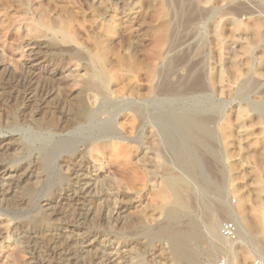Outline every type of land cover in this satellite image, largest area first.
<instances>
[{
    "label": "rangeland",
    "instance_id": "rangeland-1",
    "mask_svg": "<svg viewBox=\"0 0 264 264\" xmlns=\"http://www.w3.org/2000/svg\"><path fill=\"white\" fill-rule=\"evenodd\" d=\"M162 5L166 18L159 12ZM164 21L167 38L159 59L157 40ZM256 31L261 36L252 40ZM96 56L107 75L104 95L86 86ZM32 60L40 65L31 69ZM197 73L203 81L213 76L214 82L204 89L182 91ZM248 79L256 82L254 90L245 97L237 95L240 82ZM41 86L60 89L61 95L44 106ZM80 87L87 108L100 118L93 131L91 125L79 129L86 139L75 149L82 150L85 141L92 139L89 152L74 155L62 150L47 156L44 143L48 146L59 138L53 128L61 123L66 100ZM28 89L39 93L34 102L25 99ZM263 99L264 0H0V142L6 149L0 165L17 174L12 181L14 193L0 207V264L45 259L52 240L83 248L74 264L105 260L108 264H175L171 241L152 239L167 224L157 196L167 168L197 189L198 205H190L192 231L203 242L187 244L196 251L197 263L226 259L241 264L237 252L243 244L232 245L216 234L220 235L224 222H238L241 228L239 209L250 223L256 211L264 212V121L250 108ZM197 108L208 116L206 129L215 135L214 142L202 147L175 144L170 129L159 128L155 121L158 113L178 115ZM114 115L115 132L106 137L100 132ZM43 122L53 127L38 125ZM178 148L187 150L182 160L176 158ZM211 151L219 153L222 161H214L207 153ZM195 162L216 188L203 190L195 173L187 175V165ZM8 176L0 175V183L8 182ZM89 181L90 198L75 202L76 183ZM218 199L229 215L216 230L201 209L202 202L214 205ZM185 224L183 219L174 226L183 231ZM50 230L55 232L49 234ZM24 232L36 246L19 238ZM245 239L257 241L258 256L264 258V234ZM101 247L107 256L98 253Z\"/></svg>",
    "mask_w": 264,
    "mask_h": 264
},
{
    "label": "bare ground",
    "instance_id": "bare-ground-1",
    "mask_svg": "<svg viewBox=\"0 0 264 264\" xmlns=\"http://www.w3.org/2000/svg\"><path fill=\"white\" fill-rule=\"evenodd\" d=\"M163 1L164 0H160V2H162V3H163ZM164 8H165L164 5H162V8L159 9V12H161L163 15L165 14ZM238 13H240V11H237L235 15H237ZM164 18H166V16ZM236 22H235V27L237 28L238 27V24H237L238 22L237 23ZM167 25L168 24L165 21L163 22V24H161V28H160L161 34L159 35L158 40H157V58H159V59H161L162 56H163V52H162L163 51V45H164V43L166 41V38H167V27H168ZM215 27H216V25H215ZM259 33H260V35H259ZM214 36L218 38L219 37V34L217 32H214ZM253 36L254 37L252 38V40H254V39L256 40L259 36H261V31L260 32H258V31L254 32L253 33ZM259 39H262V38L260 37ZM245 53H246V51H245ZM247 59H245V61ZM32 62L33 63H30V68L31 69L37 68V66L40 65L39 63H34L35 60H32ZM243 62H244V60H243ZM101 63H102L101 58L98 57V56L94 57L91 60V64H90V67H89V77H90V81H88V83L86 84V86H87V88H89L91 90L92 89L95 90V92H98V94H100V95L103 94L104 95L105 94V91H107V82L108 81H107L106 72L104 70V66H102ZM37 70L39 71V69H37ZM253 73L254 74H257L258 73V68L257 67H254L253 68ZM33 74L34 73H32L31 75H33ZM35 75L37 76V74H35ZM199 75L197 73V75L193 76L192 79L189 82L190 85L182 86V89L181 90L183 91L186 87L188 89L190 88L192 90L193 89H200V87L203 88L205 85L206 86L210 85L212 83V81L214 82V77L213 76H209L205 81H203L202 78L200 77L201 75L200 76ZM238 77H240V76H236L235 78L238 79ZM49 80L52 81V78H50ZM218 81H220V80H218ZM20 84H22V82ZM238 87L239 88L236 91L238 93L237 95L242 96V97L243 96L245 97L246 93L249 94L250 92H252V90H254V88L256 87V82L254 80L248 79V80H245V81H241ZM39 88H40L39 89L40 90L39 92H40V95L42 97V100L41 101L43 102L42 105L44 104V106L48 105V103L51 102L54 99L55 96H57V95L60 96L61 95V92H62L60 89L59 90H53V89L50 90V88L48 89V88H46L44 86H41ZM27 91H29V92H27V94L25 96V99L28 102H32V101L34 102L35 101L34 99H36L35 97L39 94V93H37V89H33V90L28 89ZM168 91H171V89L168 90ZM189 91H191V90H189ZM228 92H229L230 95L232 94V92L230 90ZM233 95H234V93H233ZM235 95H236V93H235ZM69 97H68L69 99L66 100L65 109L62 111V113H60L61 114V117H60L61 123L59 125H55L54 128H53V130H55L54 134L56 136H59V138L58 139H55L54 141H52L51 145L48 144V146H47L44 143L45 150L46 151L48 150V152L46 153L47 156H51L55 152L62 151V150L68 151V152H70V154H74V155L76 153H77V155H79V154H85V153H88L89 152V148L92 145L93 140L90 139L88 141H85L86 144H84V148L82 150H77L76 151V149H75V146L79 142H82L84 140V138H85L84 137V133L83 132H80V130H79V129L82 130V128H80V127H84L85 125H91L90 126V132H91V130L93 131L94 128H95V126H97L99 124L98 123L99 122V119H100L99 118V114H98V112H92L91 110H89L87 108V106H86V104H85V102L83 100V89H82V87H80L79 89H77L76 91H74ZM40 103L37 102V104H40ZM248 105H250V104L248 103ZM251 106H253V108H255L252 111H256L258 113V115H261V118L264 121V99H263V101L261 103H253V105H250V108H251ZM200 109L197 108L194 111H191L190 110V111H186V112H183L181 114H178V115H174V114L173 115L172 114L165 115L163 113H158L155 116V121L158 124V127L159 128H161V127L164 128V126H165L166 128L168 127L170 129V134L173 136V137L172 136H170V137H171V139L173 140V142L175 144L181 145V147H182V145H184V143L187 144V142H191L192 145L195 144V146L197 145L199 147H202V146H205L209 142H214L212 140H215V135L213 134V132H210V131H208L206 129V123H207L208 116H206V115L204 116L202 114V111ZM36 112H38V107L35 108V113ZM143 112H144V110H143ZM118 113L119 112H117V114ZM142 115L140 113L138 115V117L142 118L144 116V115L143 116ZM115 117L116 116L114 115L111 118V120L108 121L106 124L104 122V127L103 128L101 127L102 130H101L100 133H104L105 134V135L103 134L104 136H106V135L109 136L111 133H114L115 132ZM38 125L39 126H44V127L48 128V129H50V127H53L52 125H50L47 122H43V123L38 124ZM169 129H168V131H169ZM68 131H69V133H67ZM92 134H93V132H92ZM2 146H3L2 145V142H0V156L3 153L6 152V149L2 148ZM186 151L187 150L186 149L184 150V148H178L176 150V152H175L176 158L177 159L181 158L179 160H182L186 155H188ZM207 153H208L209 156L212 157V159L214 161H220L221 160V156L219 155V153H215V151L214 152L211 151V152H207ZM141 155H142V153H141ZM148 158L150 159V157H148ZM4 169L5 168H2L1 165H0V175L3 176V177L6 176V175H9V176L7 177L8 182H6L5 184L4 183L3 184L0 183V207H2L4 205L5 197L8 194H10L11 192H12V194L14 193V191H13V188L14 187L12 188V185H13L14 182H12V181H13V179H16V176H17V174H12V173H15L14 171L13 172L12 171L9 172L8 169H5V170ZM164 169H166V168H164ZM166 171H167V174L165 176L164 181L163 182L161 181L162 182V186L160 187V189H158L159 191L157 192V196H158V198L160 199V201L163 204V206L161 207L160 211H161V213L165 214V217H166V220H167L166 221L167 224L164 227L160 228L157 232L153 233L152 234V239H158V238L161 239V238L164 237V238H168L171 241L170 248H171V251H172V256L174 258L175 264H198L197 263L198 261L196 260L197 259L196 258L197 255H195V252L196 251L193 252L187 246V244H188L189 241L199 242L202 239L200 235L196 234L195 231L194 232L192 231V228H195L194 227L195 226V222H194V219H193L192 214L190 212V210L192 209L191 207L193 205H195V204L198 205L197 204L198 203L197 201L199 199H197V195L195 193V191L197 189L194 191V189L191 187L190 183L185 178H183L182 176H179L177 173L175 174L174 172L170 171L168 168L166 169ZM186 171H187V175L189 174V177H191L190 175H192L193 173L196 174V176L198 178L197 180L203 186V190L204 189L205 190L206 189L207 190H210V189H214V188L217 187V186L214 187L215 184L213 185V183H211V181L208 180L205 171L196 162L193 163V164H191V165H187ZM218 171H219V174L222 173L221 169H218ZM36 172H37V170H36ZM73 173H75V172H73ZM75 177H77V176H75ZM78 181H82L83 182V179H81V177H79ZM102 183H103V181H102ZM75 186L76 187H75L74 192H73V198L76 200L75 202H78L81 199H83V201H85V200H87V198H90V197H88L90 195V192H91L90 191V188H91V182L90 181L89 182H84V183H81V184L76 183ZM104 187H106V186H104ZM104 189L105 188L100 189V190H104ZM98 192H100V191H98ZM103 192L105 193V190ZM216 192H218V191H216ZM10 197H11V195H10ZM191 198L193 200L192 202H190L191 201ZM99 199L100 200L104 199V196L101 195ZM203 201H205V200H203ZM8 203H9V201H8ZM191 203H192V206H190ZM80 204H81V202H80ZM200 204H201V202H200ZM202 204H203V206H202V209H201L202 210L201 213L205 217V220L209 224H211V229H216V230L219 229V223H220L221 220H223L222 218L225 219L226 216L229 215V212H228L226 206L223 204L222 200L218 199L217 202H215V204L213 203L214 205H211L212 203L211 204H204L203 202H202ZM47 205H48V203L45 204V206H47ZM258 205H259V203H258ZM70 211L71 210H69V212ZM83 213H85V212H83ZM81 215L78 214L77 217L78 216H81ZM85 215H86V213L83 216H85ZM238 215H239V219L241 221V228H238V225H237L238 222H234L236 224V227H237V235H238L237 242H235V243L240 244V245L243 244V245L241 246V249L237 253L240 256L241 264H249V263L251 264L253 260H255V259L258 258V254H259V251L260 250L257 249L255 247V245H254V243H256L257 241L254 242V243H251L250 242L251 244L249 242H244V241H247L245 238H247V237L249 238V236L255 238V237H258V236L261 237V235L264 234V212H262V211H258L257 212L256 211L255 216L254 217L252 216V218H253L252 219V221H253L252 223H250L251 221L248 220L247 215L245 214L244 210L239 209L238 210ZM44 218H41L40 219V222H44ZM183 219L186 220V224H185L186 228H185V230H183V231L176 230L174 224L177 221L183 220ZM64 221H66V220H64ZM68 224H69V222H68ZM25 229H26V227H25ZM27 230L29 231V228ZM21 232H22V230H21ZM52 232H55V231L54 230H52V231L50 230L49 234H51ZM43 234H45V233H43ZM28 235H26V232H24V234L22 235V237H19V238H24V239L27 238V240H29L31 244L33 243V247L36 246L34 244V242L32 240H30L31 237H28ZM51 236L54 237L53 235H51ZM60 236L63 237L62 235H60ZM76 236H78V235H76ZM216 237H220V235L216 234ZM220 239H222V238L220 237ZM222 241H224V240L222 239ZM201 242H203V241H201ZM39 244H41V243H39ZM231 244L233 245L234 243H231ZM75 245H72V244L71 245H68V244H65V245L64 244H57L56 242H54V240H52L51 243H49L47 245L48 246V250H46V251L49 252L48 254H52V255H48L47 252L45 251L44 253L46 254L45 255L46 258L45 259L42 258L43 256L42 257L41 256L40 257H37L35 263H33V264H74L76 262L74 258L77 256V253H79L80 250L83 249L82 247L78 248ZM82 245H83V243H82ZM39 248H41V247H39ZM105 250L106 249H103L101 247V250L98 253H102ZM36 251H40V249H37ZM235 253H236V251H234V254ZM105 255H106V253H105ZM103 257H105V256H103ZM106 258H108V257H106ZM102 259L104 260L105 258H102ZM108 261H110V260H108ZM81 264H82V262H81ZM97 264H99V263L97 262ZM101 264H108V263L105 260ZM112 264H113V262H112Z\"/></svg>",
    "mask_w": 264,
    "mask_h": 264
},
{
    "label": "built area",
    "instance_id": "built-area-1",
    "mask_svg": "<svg viewBox=\"0 0 264 264\" xmlns=\"http://www.w3.org/2000/svg\"><path fill=\"white\" fill-rule=\"evenodd\" d=\"M220 236L221 238L230 243H234L238 239L237 227L233 222H224L220 226ZM217 264H236L234 262H229L226 259H221ZM251 264H264V258L258 256L257 259L253 260Z\"/></svg>",
    "mask_w": 264,
    "mask_h": 264
}]
</instances>
